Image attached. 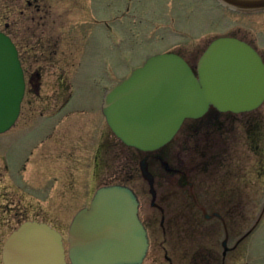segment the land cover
Listing matches in <instances>:
<instances>
[{
  "label": "rangeland",
  "instance_id": "1",
  "mask_svg": "<svg viewBox=\"0 0 264 264\" xmlns=\"http://www.w3.org/2000/svg\"><path fill=\"white\" fill-rule=\"evenodd\" d=\"M129 2L0 0V28L4 27L5 23L10 25L9 33L18 35L17 43L29 50L26 54L24 48H21L27 72L28 91L20 120L14 129V132L23 133L16 136L9 132L0 138L1 231L8 229L6 225L12 222L15 214H25L23 208L28 210L26 220L36 216L41 201L34 199L28 191L30 183L27 172L32 176L42 166L50 165V162L53 166L64 169L65 183L70 184L75 180L71 189L66 185L65 207L69 198L76 194L78 183L81 189L89 183L92 188H99L102 184L125 180V169L121 172L123 153L121 156L120 147H115V140H112L110 145L108 141L111 138H108L105 145L112 147H107L109 152L107 158L103 159L105 162L97 164L87 159L90 153L80 145H84L83 140L88 144L93 143L95 139L96 146L102 142L106 127L98 111L102 97L106 94L104 91L117 84L123 77L129 76L134 69L143 66L149 57L180 53L191 61L195 59V66L208 45L220 37H234L246 43L252 42L264 52V13L241 14L221 7L214 0H136L133 11L139 18L125 19V24H122L119 20L122 18L120 14L125 11L124 4ZM107 34L112 35L115 47L106 37ZM33 85L37 86L35 90ZM71 95L74 99L59 114L60 121L48 120L49 129L46 128L49 132L52 128H57V132L62 134L59 137H64L66 141L60 139L54 143L60 141V146L68 147V150L64 152L63 149L62 153L57 151V154L54 152L52 158L42 160L40 158L47 153L44 145L36 151L39 158H36L37 162L30 163L25 170L23 160L28 153L26 154L27 151L25 152L23 147L35 138L36 132L27 137L24 132L37 121V128L45 126L46 123L42 122L45 116L58 105L55 98L61 101L59 96L63 100ZM258 112L263 119L260 122V136L256 139L260 144L256 150L253 148L256 143L252 141V127H246L243 122H239L238 116H235L236 122L230 120L233 118L224 120L222 134L225 137L221 138L225 145V155L230 147L228 153L238 157V198L234 202L237 209L230 215H227L228 207L224 212L225 219L230 220V224L233 219L237 221L234 225L238 241L247 237L238 247L236 264H264V173L259 168L261 178L255 174L257 161L264 162V105ZM68 116L76 118V129L81 128L83 133L77 134L73 131L69 126ZM195 135L196 149L182 151L186 157L194 158L200 155L204 146L208 150L207 153L211 150V145H214V152L217 151L218 144L210 142L207 134L196 132ZM79 137L82 140L78 142ZM1 149L8 153L9 159L5 158ZM103 149L105 148L101 151ZM59 153L63 160L57 157ZM100 159L101 154L98 155V160ZM141 161L142 156L130 152L129 178L136 177V170ZM90 163L91 166L88 167ZM261 165L263 164L258 167ZM139 178L140 185L131 183L132 186H142L147 193L148 185L143 182L141 175ZM14 203L20 205L17 212L11 211ZM193 205L206 208L209 202L204 195L193 196ZM228 205V202H224V206ZM255 224L259 225L250 232ZM186 241L182 236L168 245L172 264H185L186 260L182 255L187 249ZM157 245L158 243L152 240L151 250L143 264H169L165 259V252L159 250V245L157 252L153 253Z\"/></svg>",
  "mask_w": 264,
  "mask_h": 264
},
{
  "label": "water",
  "instance_id": "2",
  "mask_svg": "<svg viewBox=\"0 0 264 264\" xmlns=\"http://www.w3.org/2000/svg\"><path fill=\"white\" fill-rule=\"evenodd\" d=\"M234 10H264V0H219ZM18 51L0 33V134L18 120L25 94ZM264 103V63L248 43L233 37L213 40L194 70L175 53L150 57L107 92L103 115L115 137L144 154L168 145L187 120L211 109L243 114ZM153 187L147 159L140 163ZM66 254L61 234L46 224L27 222L6 241L3 264H143L149 250L139 218V200L126 185L99 188L89 208L69 230Z\"/></svg>",
  "mask_w": 264,
  "mask_h": 264
},
{
  "label": "flooded vegetation",
  "instance_id": "3",
  "mask_svg": "<svg viewBox=\"0 0 264 264\" xmlns=\"http://www.w3.org/2000/svg\"><path fill=\"white\" fill-rule=\"evenodd\" d=\"M129 1V3L124 4L125 11L120 14V18H122L119 20L122 21V24H125V19L128 20L139 18V15L133 11L135 8L134 2H136V0ZM214 1L221 7H225L218 0ZM234 12L251 15L256 13H264V10H238ZM3 25L4 27L0 28V32L10 37L18 51V57L22 65L24 78L26 81V96L28 91V80L25 62L23 61L21 55V48H24L26 54H28L29 50L17 43L18 35L9 33L10 25L6 23ZM106 37L113 45L112 35L107 34ZM21 44L23 45V43ZM248 44L258 52L264 62V52L260 51L256 46H254L255 44L252 42H248ZM178 54L182 56L180 53ZM182 57L186 59L189 65L193 68L197 66L198 63L194 66V63H196L194 62L195 59L194 61H191L185 56ZM127 77L128 75L123 77L117 83L122 82ZM33 86V90H35L37 86ZM59 99L61 101H59L57 97L55 98V101L58 105L51 111L53 113L50 112V114L46 115L42 121L46 123L45 126L42 125L40 128H37V123L39 122L37 121L31 126V128L24 132L26 133V137L36 132L35 138L30 143H28L27 146L23 147V149L25 148V152L27 151L26 154L28 153V156L25 157L26 159L23 160L25 170L27 169V166H30V163L35 161L37 162L36 158L38 157L36 156V151L40 147L43 148L44 145L46 146L44 150L47 152V157L40 154V156H42L40 159L42 160L52 158L54 152L57 154V151L62 153L63 149L64 152L68 150V147L60 146V141H62V139L63 141L66 140L64 137L60 138L62 134L57 132L58 129L52 128L51 132L48 130L49 124L47 123L50 122L48 120H56L59 122V114L69 106V104L74 99V96L71 95L67 99L64 97L63 100L59 96ZM263 105L264 103L262 106ZM101 106L102 100L98 112H100L99 114H101V118L105 121L103 122L106 127L107 135L106 133H103V140L102 142L100 141L99 144L97 143V146L95 139L93 143L88 142V144H86L83 140L84 145L80 146H82L85 151H89L90 155L87 159L92 160L93 164L95 162L96 164L105 162L103 159L107 158V152H109L107 147H112L105 145V142L109 140L108 138H111L110 141H108V143L110 142V145H112V140H115V147H120L121 156L123 153L121 158L123 162L121 166V172L123 169H125V180H123L126 182L121 181L111 184L107 183L102 184V186L121 184L127 185L134 190L139 200V218L147 230L150 242L148 254L151 250L152 240H155L159 245V250L165 252V259L169 264H172L171 258L169 257L168 245L175 241L176 238H181L183 236L187 240V249L185 250L186 254L183 253L182 255V257L186 260L185 264H236L238 261V247L244 240L247 239V237H243L238 241V235L235 231L236 225H234L237 221L236 219H233L231 220L232 224H230V220L225 219L224 212L228 207L227 215H230L231 212H235L237 209V206L234 202L235 199L238 198V157L231 156V154L228 153V149L230 147H228L226 150L227 154L225 155V152L223 151V149L225 150V145H223V140L221 138L225 137V135L222 134L224 120L229 121L230 118H233L230 120L236 122L237 120L235 116H238L239 122H243V125L246 127H252V133L254 134L252 141H255L256 143V147L253 145V148L256 150L258 148V144H260L256 139L260 136V130H262V128H260V122L263 119L260 117L258 110L262 106L257 110L250 112V114L245 113L238 115L230 113L224 114L220 113L216 109H211L208 114L201 119L187 120L170 144L157 152L148 154H144L143 152L127 147L115 137L102 115ZM74 111L76 113V110ZM93 111L95 112V110ZM79 115H81V113ZM66 116L67 114L64 115L63 118ZM20 117L18 121L20 120ZM67 119L69 120V126L72 127L73 131H76L77 134L83 133L81 128L76 129V118H69L68 116ZM18 121L9 131L11 134H16V136L19 133H23L14 132V129H16L18 125ZM9 132L0 135V138L5 137ZM196 132H199V134L202 133L203 135L207 134L210 137V142L217 143V151L214 152V145H211L209 146L211 150L207 153L208 150L206 146H204L203 153L200 155L194 158L186 157L182 151H188L189 149L193 151L196 149ZM58 140L60 141L54 143ZM80 140L82 139L80 138L78 142ZM103 147L106 150L103 149L101 151ZM2 151L5 153V158L9 159L8 153L5 150ZM131 151L135 155L142 156V160L147 159L149 172L153 176V187L150 186L149 181L143 177L140 166L136 170V177L129 178L128 164ZM99 154H101L100 160H98ZM77 156L79 157L78 154ZM57 157L63 160L60 153L57 155ZM76 160L79 162L77 157ZM50 163V165L46 164L42 166L41 169H39L38 172H35L36 174H33L32 176L27 172V179L30 183L28 191L32 196H34V199L41 201L40 209L36 210L38 213L36 216H33V219L26 220L28 210L23 208L25 214H15V218L12 220V222L10 224L8 222L9 225H6L8 229L5 231L0 230L1 261L5 242L16 230H18L23 224L27 222L43 223L59 232L62 235L67 253L68 234L72 222L79 211L89 208L98 187L92 188L88 182L89 185H84L83 189H81L80 183H78L79 187L76 185V194L69 198V203L67 204V207H65L66 185L68 189H71L75 185V180L73 179L70 184L65 183L66 177L64 176V169L57 168L53 166L54 164H52V162ZM259 164L263 165L258 167ZM90 166L91 163L88 165V167ZM92 168L94 169V165ZM259 168H261L262 172L264 173V162L258 160L255 174L258 178H261L259 175ZM1 173L2 170L0 165V177ZM95 175H97V172ZM140 175L143 179V182L148 185L147 193L146 189L143 190L142 186L133 187L131 184L139 183L140 185ZM88 176L90 177L91 174H88ZM199 195L206 196V199L209 202V205L206 208L193 205V196ZM150 197L151 202L149 203ZM224 202H228V204L231 206H224ZM28 209L30 208L28 207ZM18 210H20V205L14 203V207H12L11 211L17 212ZM257 223H259V221ZM258 225L259 224H255L252 227L253 229L249 231L253 232L255 230L254 228H257ZM161 238H163L164 242L161 240ZM158 245L156 246L153 253L157 252Z\"/></svg>",
  "mask_w": 264,
  "mask_h": 264
}]
</instances>
